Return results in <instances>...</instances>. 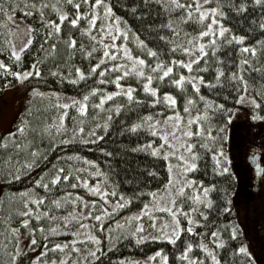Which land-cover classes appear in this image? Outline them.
Returning <instances> with one entry per match:
<instances>
[{"label":"trees","instance_id":"16d2710c","mask_svg":"<svg viewBox=\"0 0 264 264\" xmlns=\"http://www.w3.org/2000/svg\"><path fill=\"white\" fill-rule=\"evenodd\" d=\"M77 2L80 0H73V4ZM211 2L225 13L223 17L217 16L220 25L233 35L245 37L243 41L233 40L230 44L225 43L227 40L218 42L219 47L215 53L211 49L206 50V55L193 65L191 71L204 80L196 94L200 99L204 98L201 101L211 105L205 112L207 123L228 130V115L238 104V97L245 86L244 81L264 106V65L248 63L241 67V61L246 59L240 51L244 46L259 48L264 44V29L259 28V23L264 18V0L260 5L255 4L254 0ZM242 2L247 7L244 12H237L236 7ZM53 4L57 8L54 9ZM73 4L67 3V0H0V57L6 63L11 56L7 17L23 19L31 28L32 43L22 51L20 59L15 60L21 70L31 68L33 64L39 68L41 75L30 76L29 84H39L41 88L38 92L43 93L33 96L23 110L22 123L28 133L25 144L19 142L14 134L0 135V264H40V259L29 260L18 254L16 243L22 228L29 227L32 223L31 219H28L27 225L21 223L26 218L22 213H26L29 208L35 210L36 204L32 201H38L41 196L44 200L59 199L62 190L58 184L51 183L59 169L64 170L63 175L67 170L76 174L86 171L82 168L83 165L91 167L105 186L127 201L118 211L120 215L134 213L150 204L153 196L166 186L169 179L167 159L161 154L154 155L151 148L144 150L137 147L146 146L148 141H151V147L155 145L158 136L149 131L147 124L170 110L166 102L146 92L143 85L147 75L159 61H164V67L173 63V58L179 60L182 50L172 49V43L182 47L189 46L186 35L196 36L201 30L200 24L194 19H181L186 15L183 9L166 10L160 0H104V4L111 6V14L120 17L122 25L131 35L145 42L143 58L146 61V75L141 77L130 70L129 75L125 76L120 70H109L101 76L104 68L112 63L123 64V61L106 58L97 71L91 72L92 65L100 64L103 56L97 41L84 32L87 40L75 38L66 27L61 28L58 33L54 31V24L60 22L61 13H69L66 18L68 22L75 17L76 9ZM87 5L89 3H82L79 11L82 12ZM170 19L177 22L172 29L166 27ZM49 20L54 22L51 27L47 23ZM176 28L180 32L173 37L172 32ZM48 32H53V35L46 36ZM161 37H167V40ZM71 39L77 41L74 47H69ZM257 41L261 43L257 44ZM80 44L84 47L81 48ZM92 48L96 50L90 56L84 55ZM147 48L155 51L157 56H147ZM76 68H80L85 74L82 78L76 73ZM217 68L223 72L219 79L216 77ZM89 72L91 75H88ZM233 75H242L244 81L232 79ZM116 76L121 77L119 83L124 87L123 91L128 86L134 89V100L121 93L122 89L115 83ZM93 88L98 89V92L92 93ZM109 92L121 94L105 100L101 107H95L100 103V95H107ZM51 94L56 95L58 101L67 97L71 102L68 108L63 109L65 116L62 130L47 136L44 130L61 108L52 100ZM85 96L88 97L86 101L83 99ZM153 99L157 100L156 104L149 103ZM73 101L77 103L73 104ZM81 103L86 106L84 113L79 111ZM217 105L223 107H216ZM117 106H120L119 112L116 111ZM147 117H151L152 121H146ZM141 122H145L144 127L131 130L132 124ZM104 123H107V128L103 127ZM76 128H83L84 131L73 135ZM92 131L101 139L90 135ZM207 144L209 143L205 142L204 145L197 146L196 168L189 171L191 178L207 188V202L199 214V224L192 228L191 233L186 231L188 227L183 216V230L179 237L174 236L171 240H140L137 235H132V231L124 230L113 240L109 235L103 245L106 248L99 250L95 257L82 264H140V258L157 252L167 258V264H182L185 260L184 249L188 243L193 247L187 256H207L208 251L200 247L203 244L212 257L216 258L212 259V264H259L256 257L237 251L241 247L243 231L232 211L231 199L237 186L236 178L230 171H220L215 167L214 155ZM90 161L94 163H89ZM37 180L43 181L48 187L37 184ZM243 180L250 183L247 175ZM240 186L238 182L237 189ZM249 191V199L259 192L255 186H251ZM25 201H29L27 206ZM13 229L16 231H12ZM233 231L236 232L235 237L232 235ZM212 232H217L218 235L213 237ZM43 235L44 243L66 240L69 237L58 231L51 234L43 232ZM214 241L223 243L217 244ZM261 250L264 253V249Z\"/></svg>","mask_w":264,"mask_h":264},{"label":"rangeland","instance_id":"374dc122","mask_svg":"<svg viewBox=\"0 0 264 264\" xmlns=\"http://www.w3.org/2000/svg\"><path fill=\"white\" fill-rule=\"evenodd\" d=\"M180 2L195 5V0H180ZM201 2L203 8L215 7L211 0H208L207 4H203V0ZM92 3L94 2H89L87 8L82 10L81 13L88 12L89 6ZM103 9L104 6H99L95 10L97 21L94 26L88 23L91 18V13L87 17L82 16L75 27L69 25L70 20L69 22L66 20L64 22L60 21L59 23H61V28H68L75 38L87 40V36H90V38L92 36L102 37L104 43L109 44L110 52L116 50L111 47L112 44H123L131 50L133 56L143 58L144 49L140 46L139 40L133 37L122 25V22L116 20L113 14L105 16ZM194 15L198 16V13H194ZM217 16L216 19L218 20ZM9 17L11 16L7 17L6 22L10 27L11 52L13 48L16 51H20L23 45L27 43L29 35H31L29 24L19 17L12 16L11 19ZM194 20L200 24L201 32L212 22V16H206L204 21ZM101 24H111L120 27L128 33V38L125 39L122 34L114 33L112 27H105L101 31ZM220 26V22L213 25V34L216 35L217 43L222 40H229L234 36L228 31L223 36H220L218 34ZM85 28H91V34L84 32L83 29ZM105 32L115 34L116 40L111 41L109 36L104 35ZM210 39H212V35L201 37L198 42L205 43L206 50H209L211 47L207 45V41ZM96 44L98 45L99 42L97 41ZM99 47L104 55L103 47ZM256 49L257 53L255 56L248 52L243 54L244 58L249 61L250 65H264V44L262 47ZM122 51L123 49H121ZM197 54H199L198 49L195 50V55ZM119 55L120 53L117 54L118 57ZM32 56L34 57L35 54H32ZM13 58L9 56L8 61L5 63L9 65V70L5 71L0 69V135L14 134V137L20 140L19 142L25 144L28 137L27 129L18 131L23 121V110L33 96L43 93L38 92L41 88L39 84L30 86L29 77L20 80L11 74L15 71L23 72L24 70H33V66L21 70L20 65ZM190 58L194 59L195 56L189 57L188 54L182 52L179 60L187 62ZM115 59L122 60L120 58ZM0 60L3 61L5 59L0 57ZM122 61V63H125L126 58ZM173 68V73H170L163 80L158 78L161 74L160 69H157L153 74L152 72L150 73L155 77L150 85L157 89L155 97L167 103L164 100V94L169 93L176 100L175 105L170 106V110L156 120L158 122L157 131L161 135L158 136V140L153 146L162 156H164L163 152L165 151H174L176 153V155H170L167 158L169 179L171 178L173 183L169 185L168 179L166 186L153 196L151 203L148 204V208L143 207L134 213L120 215L118 211L122 207H117V204H123L124 206L126 203L125 199H122L121 196L105 186L91 167L83 165L82 168H85L86 171H81L78 174L67 170L63 175H68L69 180H59L56 183L62 190L59 199L54 200L58 202L59 206L57 207V204H54L51 200H44L42 203H39L38 200L35 203L36 207H34L36 211L34 210L33 213L26 215L25 219H31L32 223L29 227L25 226L21 230L22 232L16 243V252L18 254L25 256L29 260L40 259V264H82L94 257L92 253L96 254L99 250L106 248L103 245L109 235L112 236L113 240L119 232L124 230H130L132 233L137 232V224L143 226V231L137 232V236H144L145 239L159 236L161 231H165V234L171 235L173 229L177 227L182 229L181 216L184 217L186 226L193 228L199 224V214L207 202V194L205 195L207 188L189 176V171L192 169L190 165L191 163H195L196 157L192 158L188 152H184L179 146L173 149L171 144L184 145L185 143H191L193 145L191 151L195 152L199 144L204 145L205 142H208L209 144L207 145L214 155L215 167L220 171H230L236 178L237 186L233 192L231 203L235 220L243 231L241 246L247 249L246 253L256 257L259 264H264V253L261 250L264 249V237H261L262 239L259 238L255 232L256 219L262 223L264 229V179L260 183L261 186L258 194L251 199L248 198V195L251 194L249 188L255 186L254 182L245 183L243 180L248 174L245 168L247 166L246 156L250 152V149L253 152H259V149H262L264 152V106H262V102L258 99L254 91L247 86L246 94L241 97V93L245 92L244 86L238 97L237 101L239 102H237V106L228 115L229 129L223 130L220 127L211 125L207 123L205 113L208 103L201 101L199 96L197 97L196 90L191 86L192 81H184L180 86L171 83L172 80L178 79L181 74L185 76L191 75L192 77L197 76L181 65L173 64ZM125 70L130 71V69ZM121 93H123V90ZM51 97L61 108H59L57 115L49 122L47 128H45L44 132L47 136H51V134H56L62 130L64 119L61 121L60 116L64 113L63 105H69L71 102L67 97H63L62 101H58L59 98L54 94H51ZM189 97L193 101L191 105H187L186 103ZM250 98H254L256 104L251 103ZM186 107L188 111H185ZM72 108L76 109L75 106H72ZM197 113H203V115L197 117L199 123L194 121L190 125L187 124L188 119L190 117H196ZM177 114L181 121L180 125H176L175 123ZM167 117H171V119L166 120L165 118ZM173 128L178 129L175 133V139L173 138ZM185 130H190L193 133L198 132L199 135H193L191 137L181 136V133ZM162 137H166L171 143H167ZM161 145H163V150H161ZM254 145L259 149L254 151ZM180 155L185 156L189 161L188 165H184V161L179 159ZM181 165L188 167L189 170L184 172ZM76 177H80V179L78 180ZM187 181H191V184H187ZM238 182L241 184L240 189H237ZM179 187H184V192L177 194L176 190ZM97 189L105 192L107 200L98 194ZM197 195L199 196L198 200L194 199ZM73 200L76 201L75 204L72 202ZM93 201L96 203L93 204ZM176 208H179L180 211L176 212V218L174 220L172 213L176 211ZM104 209H107V212L102 219L100 221L95 220L94 217L100 215ZM113 209L115 210L113 211ZM190 209L191 211H189ZM141 210L144 211V215H140ZM45 212L47 215L43 214ZM89 212L92 213L91 216L88 215ZM36 215H40L39 220L36 219ZM137 216H140L139 220L136 219ZM153 217L156 218L155 227L152 226ZM189 217H191V220ZM65 220H67V223H65ZM177 220L179 221V225L176 224ZM81 225H85V227H81ZM57 231L68 234V239L55 240L50 243L46 241L44 243L43 232L51 234ZM93 236L97 240H93L91 238ZM33 238H35L36 243L32 242ZM55 244H60L62 247L53 248ZM209 252L207 256L203 254L199 258L188 255V259L184 260L182 264H189V261H193L194 264H212V255ZM139 261L141 262L140 264H165L164 256L162 254L157 256L155 253L142 259L140 258Z\"/></svg>","mask_w":264,"mask_h":264},{"label":"snow or ice","instance_id":"6c2138e0","mask_svg":"<svg viewBox=\"0 0 264 264\" xmlns=\"http://www.w3.org/2000/svg\"><path fill=\"white\" fill-rule=\"evenodd\" d=\"M160 2L162 3L163 7L166 10L169 9V8L183 9L184 12L186 13V15L183 16L181 19H198L200 21H204L206 16H209V15L212 16V22L207 25V28L204 31L199 32L194 37H190V36L186 35V42H187V44L189 46L182 47L181 45H177L174 42L172 43V49H174L176 51H181L182 50V52L185 53V54H188L189 57H192L194 55L195 56L194 59L190 58L187 62H185L184 60H176V59L173 58V63L168 64L166 67H162L164 65V61H159L155 65V67L151 69L152 73H155L157 71V69H160L161 70V74H160V76L158 78L163 80L165 77L169 76L170 73H173V71H174L173 64L181 65L182 67L188 69L190 72L193 70V65H195L197 61H200L201 58L206 55V44L198 42L201 37H206V36L212 35V39L207 41V45L210 46L211 47V51L213 53H215L216 48L219 47V45L217 44V41H216V35L213 34L214 33L213 25L219 23V21L216 19L217 14L219 16L223 17L225 15V13L223 11H221L219 7L203 8L201 0H195V5H193L192 3H187V4L180 3V0H160ZM254 2L257 5H260L262 3V0H254ZM67 3L73 4V0H67ZM82 3L83 4H88L89 0H80V2H77V3L73 4V7H74V9H76V12H75V17L70 20V24L75 27L78 24V22H79V20L81 19L82 16L83 17H87L89 15V13H91V18L88 21V23H89V25L94 26L96 21H97V15H96V11L95 10L98 9L99 6L104 4V0H94V3H92L89 6V11L88 12H84V13H81L79 11ZM207 3H208V0H203V4H207ZM42 7H43V5H42ZM52 7L54 9L57 8V6L55 4H53ZM246 7H247V4L242 2V3H240L238 5V7H236V11L237 12H244ZM103 12H104L105 16H110L111 13H112L111 6L107 5V4H104ZM194 13H198V16L194 15ZM28 14L31 15V13H28ZM68 16H69L68 12H63L62 14H60L59 20L61 22H64ZM41 17H43V12H41ZM9 19H11V17H9ZM116 20L119 21L120 17H116ZM47 23L51 27V26H53L54 22L49 20V21H47ZM176 23L177 22H174L173 20L170 19L168 21V24L166 25V27L169 28V29H172V28L176 27ZM105 27H112L114 33L122 34L125 39L128 38V33L123 31L118 26H114V25H111V24H108V25L101 24V31H103ZM259 28L260 29H264V18H262L261 22L259 23ZM29 30L31 31L30 26H29ZM54 31L57 32V33L61 31V23H55L54 24ZM83 31L91 34L92 29L91 28H85V29H83ZM226 31H228V29H226L223 25H221L219 30H218V34L220 36H223ZM179 32H180V29L176 28V30L172 32L173 37L178 36ZM52 35H53V32H48L46 34V36H48V37H50ZM104 35L109 36L111 41H115L116 40V35L115 34H112V33H109V32H105ZM92 39L94 41H98L99 42L98 46H102L103 47L104 55L100 58V61H101L100 64H93L92 65L91 72L97 71L101 67V64L103 63L104 59H106V58H120L122 60L124 58H126V61L123 64H121V63H112L108 68H104L103 71H101V76H103L105 71H109V70H120L123 73V75L127 76V75H129V71H126L125 69H130L131 71L135 72L136 75L141 76V77H144L146 75V72L144 70V66L146 64V61L143 58H141L140 56H133L131 54V50L128 49L126 47V45H123V44H121V45L112 44L111 47L116 49V50L110 52L109 51V44H105L102 37L92 36ZM137 39H139V38L137 37ZM161 39L167 40V37H161ZM244 39H245V37L242 36V35H234V36L231 37V39L225 41V43H229L230 44V43H232L233 40L234 41H243ZM31 43H32V37H31V35H29L27 43H25L23 45V47L20 49V51H16L13 48V50L11 52V56L14 57L18 61L20 59L21 52L24 49H27ZM76 43H77V41L75 39H71L70 43H69V47H74L76 45ZM260 43H261V41H257V44H260ZM139 44H140L141 47H146L145 42L143 40H139ZM52 47L55 48V45H53ZM80 47L83 48L84 46L80 45ZM121 49H123L122 52H121ZM197 49L199 50V54L195 55V50H197ZM95 50H96L95 48H92L91 51L85 52L84 55L90 56L91 53L93 51H95ZM240 51L242 53L250 52L253 56H255L256 53H257V49L255 47H251V46H244V47H242L240 49ZM118 53H120L119 57L117 56ZM147 56L156 57L157 53L155 51H153L151 48H147ZM248 63H249L248 60H242L241 61V67L243 65L248 64ZM0 68H4L5 70H9V65L5 64L2 60H0ZM75 71L79 75V77H81V78L85 75L81 71L80 68H76ZM91 72H89L88 75H91ZM11 74L13 76H15L17 79L23 80V79H26V78H28V77H30L32 75L40 76L41 72H40L39 68L35 64H33V70L32 71H29V70H24L23 72L15 71V72H12ZM53 74H55V72ZM222 75H223L222 70L220 68H217L216 77L219 79L220 77H222ZM154 78L155 77L153 75L148 74L147 78H146V80L144 82V85H143L144 90L146 92L152 93L153 96H155L157 94V89L150 86L151 82L153 81ZM120 79H121L120 76H116L115 77V83L117 84L118 88H121L123 90V86L120 85V83H119ZM232 79H234V80L235 79H239L240 81H244V78H243L242 75H240L239 77H237L236 75H233ZM188 80L192 81V85L191 86L197 92L199 91L200 84L204 83L203 77H199V76L192 77L191 75L185 76L183 74H181L178 79L172 80L171 83H173V84H175L177 86H180L182 84V82L188 81ZM107 82L108 81H105V83H107ZM244 83H245V92L241 93V97H243L246 94V81H244ZM91 92L92 93H96V92H98V89L93 88V89H91ZM133 92H134V89L131 86H128L126 91H123V94L126 95L130 100H134L135 97L133 96ZM119 94H121V93L109 92L107 95H103V94L100 95V103L97 104L95 107H101L105 100H108L111 97L117 96ZM83 99L86 101L88 99V97L85 96ZM201 99H204V98L201 97ZM250 99H251V103L256 104V100L254 98H250ZM164 100L167 101V104L169 106H174L175 103H176L175 98L172 97L169 93H165L164 94ZM192 102H193L192 98L189 97L186 103H187V105H191ZM237 102H239V101H237ZM72 103L76 104L77 102L73 101ZM149 103L156 104L157 100L153 99V100L149 101ZM68 106H69L68 104L63 105L64 108H68ZM206 107H211V105H206ZM216 107L222 108L223 105H217ZM79 111L81 113H84L86 111L85 104H83V103L80 104ZM116 111L117 112L120 111V106L116 107ZM185 111H188L187 107L185 108ZM201 115H203V113H197L196 117H190L188 119V121H187V124L190 125L194 121L199 123V121L197 120V117L201 116ZM109 118H111V114H109ZM63 119H64V117H63V115H61L60 116V120L63 121ZM145 119H146V121H152L151 117H147ZM165 119L169 120V119H171V117H167ZM175 123H176V125H180V123H181L180 119L178 118V114H177V118L175 120ZM144 126H145V122L134 123V124L131 125V130L135 131L136 129L142 128ZM157 126H158V122L157 121H152L151 123L147 124V127H148L149 131H151L153 134L159 136V135H161V133L159 131H157ZM95 127L99 128L100 125H95ZM103 127L107 128L108 127L107 123H104ZM23 130H24V123H21L18 131H23ZM83 131H84L83 128H76L74 130V132H73V135H75L76 132H83ZM176 131H178V129L173 128V138L174 139H175ZM9 135H11V134H9ZM90 135L96 136V133L94 131H92V132H90ZM193 135H199V133L198 132L197 133H193L190 130H185L184 132L181 133V136H184V137H191ZM209 135H210V133H209ZM96 139H101V137L96 136ZM162 139H165V141L167 143H171L170 141L167 140L166 137H162ZM178 146L181 147L184 152H188L192 158L196 157V155H197L196 152L191 151V149L193 148V145L191 143H185L184 145L171 144V147L173 149H175ZM17 147H19V145H17ZM137 147L138 148H143L144 150H147L148 148H151V151H152V153L154 155H159L160 154V152H158L156 148L151 147V141H148V144L146 146L145 145H138ZM160 147H161V150H163V145H161ZM135 150L136 149H134V151ZM100 151H103V149H100ZM163 155H164V158L167 159L170 155H176V153L174 151H172V152L165 151V152H163ZM179 159L181 161H184V165H188L189 164V161L185 158L184 155H180ZM89 163H94V162L90 161ZM184 165H181V167H182L184 172H187L189 169H188V167H185ZM190 167L191 168H196V164L195 163H191ZM63 171H64L63 169H59L57 174L52 177V179H51V183L52 184H56L61 179H63L64 181H68L69 180V176L68 175H62ZM170 171H171V167H170ZM76 178L78 180L80 179V177H76ZM36 183L37 184H43V186L45 188L48 187V185L46 183H43V181H41V180H37ZM85 183H86V181H85ZM168 183H169V185H171L173 183L171 178L169 179ZM186 183L190 185L191 181H187ZM73 187H75V185H73ZM90 190H92V189H90ZM97 191H98V194L101 197H103L105 200H107V196L105 195V192L99 191L98 189H97ZM176 191H177V194L183 193L184 192V187H179V188H177ZM206 194H207V191L205 190V195ZM44 199L45 198L43 196H41L39 198V203H42L44 201ZM122 199H123V197H122ZM194 199L198 200L199 196L197 195ZM32 202L33 203H37L36 201H32ZM72 202L74 204L76 203L75 200H73ZM28 203H29V201H25V206H27ZM53 203L57 204V207L59 206L58 202L53 201ZM95 203L96 202L93 201V204H95ZM117 207H123V204H119L118 203ZM144 207L148 208V205L146 204ZM114 210L115 209H113V211ZM33 211L34 210L32 208H29L28 212L22 213V215L26 216L29 213H33ZM169 211H171V209H169ZM179 211H180V209L176 208V211L172 213L174 220L176 218V212H179ZM189 211H191V209ZM225 211H227V209H225ZM106 212H107V209H104V211L101 212L100 215L95 216L94 219L97 220V221H100L102 219V217L106 214ZM43 214L47 215L46 212L43 213ZM144 214H145L144 211L141 210L140 215H144ZM88 215L91 216L92 213L89 212ZM202 215H203V213H202ZM36 219L39 220L40 219V215H36ZM136 219L139 220L140 216H137ZM152 219H153V225L152 226L155 227V219L156 218L153 217ZM189 219L191 220V217H189ZM21 223L24 224V225H27L28 224V220L27 219L22 220ZM65 223H67V220H65ZM176 224L179 225V221L178 220L176 221ZM81 227H85V225H81ZM136 228H137V232H142L143 231V226L141 224H137ZM165 228H166V226H165ZM182 230L183 229L177 227V228H175V229H173L171 231V235L165 234V231H161V234L159 236L148 237V238L171 240L173 236L179 237L180 232ZM12 231L15 232L16 229H13ZM186 231L191 233L193 231V229L189 226L186 229ZM137 232H133L132 235L136 236ZM211 235L213 237H216L218 235V233L217 232H212ZM232 235H233V237H235L236 232L233 231ZM91 238L93 240H97V238L94 237V236L91 237ZM86 239H87V237H86ZM139 239L143 240V239H145V237L144 236H139ZM32 242L36 243L35 238H33ZM214 243L222 244L223 241H214ZM61 247H62V245H60V244L53 245V248H61ZM192 247H193V245L191 243H188L187 246L185 247V249H184V259L185 260L188 259L187 254L189 253V250ZM200 247L204 248L205 251H209V249H207L203 244H201ZM237 251H239L241 253H246L247 249L245 247L241 246L239 249H237ZM41 255H43V253H41ZM92 255L95 257V253H92ZM155 255L159 256V255H161V253L157 252V253H155ZM13 259H15V258H13ZM212 259L215 260L216 259L215 256H213ZM164 260H165V264H166L167 258L164 257ZM189 264H194V262L193 261H189Z\"/></svg>","mask_w":264,"mask_h":264},{"label":"flooded vegetation","instance_id":"af4514ba","mask_svg":"<svg viewBox=\"0 0 264 264\" xmlns=\"http://www.w3.org/2000/svg\"><path fill=\"white\" fill-rule=\"evenodd\" d=\"M253 147H255L254 148V151H256L257 149H259V148H257L256 147V145H254ZM261 151V152H260ZM252 153H256V152H253L251 149H250V152L247 154V156H249V155H252ZM259 155H260V159H259V161H260V170H258V171H252L251 169H250V166L248 165V164H246L247 166H249V167H247L246 166V172L248 173L247 174V179H250L251 178V180L253 179L254 180V184H256V188L258 189V191H259V189H260V186H261V182H262V180L264 179V152H263V150L262 149H259ZM246 156V157H247ZM257 191V192H258ZM254 222V221H253ZM256 225H255V229H256V231L255 232H257L256 234H258V236H259V238H263L264 237V229H263V226H262V223L261 222H259L258 221V219H256ZM261 238V239H262ZM264 239V238H263Z\"/></svg>","mask_w":264,"mask_h":264},{"label":"water","instance_id":"95a60500","mask_svg":"<svg viewBox=\"0 0 264 264\" xmlns=\"http://www.w3.org/2000/svg\"><path fill=\"white\" fill-rule=\"evenodd\" d=\"M260 155L259 153H256L254 155H250L247 158V162L250 166V169L254 172V171H258L260 170Z\"/></svg>","mask_w":264,"mask_h":264}]
</instances>
